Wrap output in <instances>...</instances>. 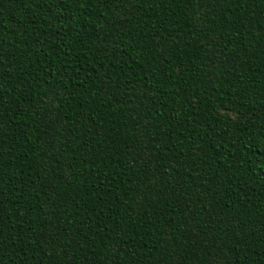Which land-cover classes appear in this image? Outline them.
Wrapping results in <instances>:
<instances>
[{"label": "trees", "instance_id": "16d2710c", "mask_svg": "<svg viewBox=\"0 0 264 264\" xmlns=\"http://www.w3.org/2000/svg\"><path fill=\"white\" fill-rule=\"evenodd\" d=\"M0 264H264V0H0Z\"/></svg>", "mask_w": 264, "mask_h": 264}]
</instances>
